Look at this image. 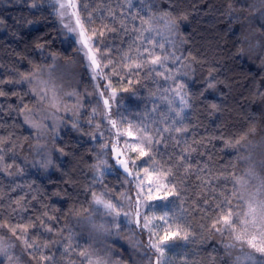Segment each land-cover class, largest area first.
<instances>
[{"label": "trees", "instance_id": "1", "mask_svg": "<svg viewBox=\"0 0 264 264\" xmlns=\"http://www.w3.org/2000/svg\"><path fill=\"white\" fill-rule=\"evenodd\" d=\"M75 1L93 45L98 37H93L90 29H99L102 24L116 29L105 31L102 44L94 45V50L100 49L96 55L103 68L104 86L110 82L109 88L116 93L113 116L120 135L136 143L139 127L146 125L155 135L156 128H171L174 126L172 120L179 126L182 120L188 132L164 133L167 147L162 144L155 158L164 162L171 156L175 161L183 145L174 146L169 135L183 138L190 144L196 140L200 143L198 151L192 154L194 167L206 165L216 177L210 187H203L195 174L185 177L183 170H179L176 181H183V203L177 197H170L174 202L170 207L182 217L177 222L185 225L191 235L187 241L179 238L169 241L172 247L166 252L168 264H185L186 258L190 264H234L239 258L243 264L248 255L247 248L234 239L241 226L237 223L234 233L220 224L217 228L221 230L215 231L212 224L227 207L232 208L233 221L237 217L243 219L250 194L256 187L264 192L261 188L264 184V29L261 28L264 15L255 8L254 0ZM33 3L37 6L32 7ZM110 10L114 11V17L109 15ZM58 12L49 0H0V80L21 81L20 74L37 73L52 64L55 56L63 60L75 57L76 42L63 38ZM89 12L92 13L91 23L87 20ZM165 12L187 19L179 22L178 32H169L163 23H159L155 26L161 35H146L165 43V49H156V54L175 52L180 56L175 63L171 57L165 62V68L171 69L165 75L175 73V82L148 73L147 68L138 74L135 70L129 74L128 68L122 67V57L129 52V46L138 35L132 31L133 25L140 26V20H132V17L139 14L147 18L150 13L159 17ZM122 20L124 28L121 27ZM38 44L43 47H37ZM147 46L146 41L143 45L136 41L134 47H141L142 51ZM101 53H106L103 59ZM131 55H137L134 48ZM156 67L157 71H164V68ZM113 68L116 74L112 73ZM83 76L85 89L89 87L85 70ZM179 83L185 85L181 94L188 100V106L184 107L181 116H176L171 108L179 109L183 105L172 89ZM0 88L7 93L0 96V137L11 136L14 145L11 151H5L4 161L0 164V216L3 217L0 223L31 220L39 224L36 218L41 217L45 226L53 229L52 232L42 227L30 230L32 239L39 244H48V247L41 248L40 252L23 248L26 264H38L41 254L51 256L52 264H88V260L79 255L81 251L89 253L93 261L103 259L106 264H149L148 257L152 254H139L133 259L127 248L112 240L108 246L117 251L116 255L105 248L102 253L98 244L88 241L65 252L72 230L81 221L95 218L93 192L97 196L103 194L105 200L114 204L125 196H134L129 186L131 178L119 171L112 160L101 163L106 161L107 152V156L111 153L108 131L104 124H96L99 116L92 115L89 102L74 124L68 123L72 122L71 118L65 119L64 129L51 142L53 160L46 174L37 167L39 140L25 122V117L33 116L37 111L38 101L31 84L27 81L4 83ZM169 101H172L171 105ZM24 105L28 110L21 111ZM122 118L128 123H122ZM129 124L131 136L126 135ZM250 128L255 132L248 134L240 145L230 147L226 144V141L234 142L244 136ZM133 155L137 153L133 151ZM144 159L147 158H141L137 163L141 171L146 166ZM237 179L241 180L240 184L235 183ZM233 192L235 196L231 195ZM258 196L264 199V195ZM20 197L26 198L23 202L28 211L12 213L10 206ZM225 200L230 204L225 205ZM217 204L222 208L217 209ZM45 212L53 219L44 217ZM160 214L159 211L147 213L151 228L160 223L157 219ZM125 227L122 223V234ZM153 231L157 235L161 233L158 228ZM0 236L7 243L19 246L22 242L12 237L7 229L0 230ZM142 249L145 250L144 245L139 250ZM255 256L257 264H261L260 254L255 253Z\"/></svg>", "mask_w": 264, "mask_h": 264}, {"label": "snow or ice", "instance_id": "2", "mask_svg": "<svg viewBox=\"0 0 264 264\" xmlns=\"http://www.w3.org/2000/svg\"><path fill=\"white\" fill-rule=\"evenodd\" d=\"M56 3L59 8L58 14L61 18L65 15L64 9L71 7L73 9L77 8V5L74 3H60V0H56ZM261 3L264 4V0H261ZM35 3L32 4V7H36ZM129 6H131L129 4ZM87 7V5H85ZM76 15V24L80 27L79 35H83L84 31V24L81 21V18L78 14ZM110 16H115L114 11H109ZM261 15H264V10H261ZM140 20V26L136 27L133 25L132 31L138 33L133 41V44L129 46V52H125L122 57V67H126L129 70V74H132L133 70L138 74L141 69L147 68L148 73H155L163 77L165 80L172 79L175 82V73L171 76H166L165 72H171V69L165 68V62L171 57L173 63L179 61L181 58L180 56H176L175 52H169L167 55H160L156 54V49L164 50L165 43L158 42L155 39V36H150L146 34L154 33L156 36L161 35V32L156 24L163 23L164 27L169 32H178L179 30V22L187 19L186 16H174L170 12H165L157 17L154 13H150L147 18L143 16H136L132 17V20ZM87 20L89 23L92 22V13H88ZM67 27V25H65ZM121 27L124 28L125 25L123 20L121 21ZM261 28L264 29V24L261 25ZM115 28H110L107 24H102V26L97 28H92L90 31L92 32L93 37H98V39L94 40V45L102 44V38L105 35V31H115ZM70 31H77L76 28L70 29ZM167 41V37L164 38ZM136 41H140L141 45L146 41L147 47H143L141 51V47H134ZM83 43V41H82ZM37 47L42 48L43 45L38 44ZM174 47V45H173ZM135 50L137 55L133 57L131 55V51ZM96 52L100 53L99 47L96 48ZM264 54V53H262ZM89 60V67L93 68L95 73V68L99 67L100 65L97 63V56L91 54V49L85 52ZM101 59L104 58L106 53H101ZM164 68V71H157V67ZM112 73H115V68L112 69ZM37 76L35 71L28 73V74H20L21 81H27L28 83L33 82V78ZM21 81H13V80H0V85L4 83H19ZM38 88H33L32 91L39 96L40 101H44L47 97L48 88L46 86L40 87V85H46L45 81L37 79ZM107 87H111V83L107 85ZM185 85L183 83L177 84V86L172 89L175 96L179 97L181 105L183 107L171 108L172 112H175L176 116H181V113L184 111V107L188 106V100L185 98V95H182V90L184 89ZM209 87H212L210 84ZM127 91V89H125ZM167 91V90H166ZM7 93L0 88V96H6ZM102 96L103 93H100ZM115 90L112 91L110 97L108 99L103 100V104L106 109H110L111 105L109 100L115 99ZM52 99H55V93H53ZM166 99V98H165ZM172 101H169L171 105ZM55 106V105H53ZM214 109L217 108L216 105H212ZM28 110L27 106L24 105L21 111ZM156 109H153L155 111ZM95 112V109L93 110ZM26 123H31L25 118ZM122 123H128L124 121L123 118L121 120ZM109 123L112 125L113 128L117 126V122L114 119H109ZM173 127H164V128H156L155 135H153V130L149 129L146 125L141 126L137 129L140 133V136L135 144H133L132 151L136 152V159L147 158L144 159L145 167L142 168L143 176L140 175V171H137L135 174L130 171L129 169V162L124 159L119 158L116 159V164L120 165L124 172L127 173L129 176H133L135 181V187L137 189L136 195L134 197L125 196V199L129 201L131 204L133 201L136 206L135 212H124L123 215L125 217H132L130 222H135L137 225H141V219L143 220L142 228L148 231V245L147 247L151 250L152 255L148 257L149 264H168V257L166 256V252L169 251L172 245L169 244V241H175L177 238L187 241L191 233L187 230L185 225L178 223L177 221L182 217H178L172 207L174 202L171 201L170 197H177L180 203H183V198L181 196L182 191L184 190L182 187L183 181L177 182L176 176L179 170H183V174L185 177L195 174L196 179L200 181V185L203 187H210L212 180L216 179L215 176L212 175L211 171L207 168L206 165H196L194 167L192 162V154L198 151V145L200 142L193 140L190 144L187 140L183 138L177 139L174 136L169 135V139L172 140L174 146H180L179 153L176 154V159L173 162L172 157L169 156L168 160L161 162L158 161L155 156L156 152L159 150V147L163 144L164 147H167V143L164 139V133H187L188 128L186 125L182 123V120L179 126H175L177 124L176 120H172ZM33 127H38L36 124H32ZM75 126V125H74ZM131 124L128 125L129 130L126 132V135L131 136ZM255 129L250 128L248 133H245L244 136H241L235 139L234 142L226 141V144L230 147H236L240 145L243 140L246 139V136L250 133H254ZM119 134V133H118ZM14 145L12 142L11 136L8 137H0V164L4 161V153L6 150L11 151ZM62 151V150H61ZM101 163H105L102 161ZM132 167L135 168V161H132ZM97 170L100 172V175L103 176V171L99 168V165L96 166ZM207 174V175H205ZM147 179V185L145 186L144 181ZM236 184H240L241 180L237 179L235 181ZM179 185V186H178ZM261 188H264V184L261 185ZM163 195H160V193ZM258 194L264 195V192H261V189H257ZM155 193V194H154ZM231 195L235 196L236 193L233 192ZM93 202L94 204L98 205L100 208L103 209L104 214L107 216H113V223L114 226L118 229L120 224L116 222L115 218L121 215L120 210L117 208L116 204L112 203L110 200H105L103 198V194L97 196L96 193H92ZM25 197H20L12 202L11 211L15 214H22L28 211V207L24 204ZM35 199V197H33ZM153 201H160V203H152ZM230 204V201L225 200V205ZM140 207H144L145 212L143 216L140 213ZM217 209H221L222 206L217 204L215 206ZM159 211L161 214L157 217L160 221L159 224H154L152 228H149V218L147 213L148 212H156ZM171 213V215H170ZM44 217L51 220L52 217H48V214L45 212L43 213ZM233 211L231 207H227L226 211H221V214L217 217L216 221L212 224V228L215 231H220V228H217V224L222 226H226L231 229L232 232L236 233V225L237 223L241 226V231L238 232L234 239L240 242L242 245L247 244V246L252 249V252H249L246 261L243 264H257L255 253H259L260 257L262 258L261 264H264V199L257 200L255 197L251 201L247 203V212L245 213V217L240 219L237 217L236 221L232 219ZM3 217L0 216V220ZM23 219V217H22ZM39 221V224L29 220L28 222L24 223H0V230L7 229V232L11 234L17 240L22 241V244L25 249L33 250L35 252H40L41 248H47L48 244H39L35 239H32L29 236L30 230L36 229L37 227L44 228L47 232H52V227L45 226V220L41 217L36 218ZM251 224V226L257 229L259 235L252 234L250 238L245 239V235L248 232L247 225ZM257 225L259 227L257 228ZM101 230L105 232H110L111 228H105L103 224L98 226ZM160 229L161 233L157 235L156 231L153 229ZM167 229V230H164ZM72 247L70 243H67L65 247V252H68L69 249ZM231 247V245H229ZM31 251L29 255H31ZM0 255L5 256L9 261V264H12L14 257L11 256L8 252V248L5 246V239L4 237L0 236ZM81 257H85L88 260V264H106L103 259H97L93 261L90 258V254L86 251L79 252ZM147 256V254H145ZM33 259H37L36 256H32ZM212 258L209 257V260ZM38 264H52V257L48 255H39L38 257ZM185 264H190V262L185 259ZM234 264H242L239 258L234 262Z\"/></svg>", "mask_w": 264, "mask_h": 264}, {"label": "rangeland", "instance_id": "3", "mask_svg": "<svg viewBox=\"0 0 264 264\" xmlns=\"http://www.w3.org/2000/svg\"><path fill=\"white\" fill-rule=\"evenodd\" d=\"M49 2L59 10L56 0H49ZM70 2L76 4L75 0H60V3L68 4ZM254 5L258 11L264 10V4L261 3V0H254ZM63 11L65 12L63 18L59 15L63 38L65 40L71 39L76 42L78 55L76 54L75 57L70 60H63L61 57L55 56L52 64L38 71L37 76L33 78V82L31 83L32 89L38 88L37 79L42 80L46 82V85H40V87L46 86L48 88L47 97L42 102L40 101L39 96L33 92L38 101L36 108L37 111L33 116L27 117V119L31 121V123H27V125L34 132L40 143L38 146L40 159H37V167L38 169L43 170L46 174L50 171L53 160L50 148L51 142L58 138L67 124L68 118H71L72 120V122H68L69 124H74L76 122L79 118L78 116H80L84 110L86 103L89 102L91 110L95 109V112L93 111L92 115L99 116V120L96 121V124H104L108 131V147L110 148L111 153L110 156H107V152L105 162L109 163L112 160L113 164H115V161L119 156V158L129 162L133 174L140 171V175L143 176V172L137 167L139 159H136V155H133L131 147L135 142L131 139L127 140V136H124L123 134L121 136L117 126L113 128L109 123V119L115 120L113 116V107L116 96L114 100H109L111 105L110 109H106L103 100L110 97L112 90L107 87L108 84H105L104 86L105 78L103 68L99 63L98 58L97 63L100 66L95 68V73L93 68L88 66L89 60L85 55V52L89 49H91V54L93 55H96V52L94 50L93 42L88 36L85 28L82 36L78 34L80 32V27L76 24V15H74V13L78 14V10L77 8L73 9L68 7ZM65 25H67V27H65ZM72 28H76L77 31H70ZM84 70L87 72V82L89 86L85 89L83 87ZM53 93H55L54 100L52 99ZM100 93H103V95L101 96ZM65 119L67 120L66 122ZM33 123L38 125V127H33ZM132 161H135V168L132 167ZM144 184L145 186L147 185V179H145ZM129 186L132 188L135 196L137 189L135 187L133 176L131 177ZM259 188L260 187H256L252 194H250L251 197L249 198V201H251L253 197L257 200L261 199V196H258L259 194L257 192V189ZM160 195H163V193L161 192ZM120 200L119 203H116V206L120 210L121 215L115 218L116 222L120 224V228L117 229L114 226L113 216L105 215L103 209L95 204V218L81 221L76 229L74 228L72 230L67 239L66 243L72 245L69 251L76 249L77 244L85 245L86 241H88L95 245L98 244L97 246L101 247V250H104L105 248L110 253L115 254L117 251L112 250L108 246V242L112 240L118 244L121 243V245L127 248L132 254L133 259H137L139 254H152L151 250L147 247L149 237L148 231L142 228L143 220L141 219V225H137L135 222H130L132 217H125L123 215L124 212H135L136 206L134 201L130 204L128 200L125 201V197ZM157 202L160 201H153L152 203ZM139 210L141 216H143L145 212L144 207H140ZM122 223L126 225L123 234L121 231ZM101 224H103L105 228H111V231L105 232L101 230L98 227ZM247 227L248 232L245 235V239L250 238L252 234L259 235L257 229L253 228L251 224L247 225ZM258 227L259 225H257V228ZM149 228H151V223H149ZM123 236H126V238H123ZM128 239L131 240L126 241ZM136 244L139 245L136 246ZM140 244L145 246V250H139L142 248ZM240 245L242 244L240 243ZM5 246L8 248L9 254L14 257L12 264H26L24 260L25 252L22 250L24 248L22 242L18 246L15 243H7L6 241ZM242 246L247 248V254L253 251L247 246V244H243ZM88 247L89 246H87V248ZM86 250L89 251V248ZM2 262L9 264L7 258L0 255V263Z\"/></svg>", "mask_w": 264, "mask_h": 264}, {"label": "water", "instance_id": "4", "mask_svg": "<svg viewBox=\"0 0 264 264\" xmlns=\"http://www.w3.org/2000/svg\"><path fill=\"white\" fill-rule=\"evenodd\" d=\"M116 166H117V168L125 175V176H127V177H131V176H129L127 173H125L124 172V170H123V168L120 166V165H117L116 164ZM129 169H130V171H131V168H130V166H129ZM132 172V171H131Z\"/></svg>", "mask_w": 264, "mask_h": 264}]
</instances>
